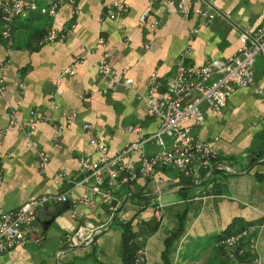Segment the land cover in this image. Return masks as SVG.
I'll use <instances>...</instances> for the list:
<instances>
[{
  "label": "crops",
  "instance_id": "obj_1",
  "mask_svg": "<svg viewBox=\"0 0 264 264\" xmlns=\"http://www.w3.org/2000/svg\"><path fill=\"white\" fill-rule=\"evenodd\" d=\"M30 1L35 7L11 21L10 42L0 36V209L46 192L67 191V200L37 207L26 240L0 252V264L118 263L126 221L143 232V264H163V238L179 224L177 213L182 214V231L171 244L169 264H216L217 235L227 225L248 223L258 226L256 249L264 264V52L255 56L253 84L236 87L220 113L202 104L204 120L188 122L218 151L210 171L200 168L185 175L171 165L158 166L144 180L116 185L111 190L117 210L110 224L119 228L109 224L87 243L69 246L64 239L78 224H98L108 216L96 196L91 204L78 202L84 190L74 183L79 154L94 157L81 124L90 123L109 150L137 137L125 130L128 124L138 126L143 135L153 131L156 119L146 113L142 97L149 72L154 69L166 82L184 49L190 65L232 54L240 44L239 28L253 27L264 17V0H211L218 13L208 24L193 13L185 18L165 0H154L147 12L150 0H122L124 9L113 17L105 12L112 0H74V14L62 2L52 15L41 11L52 0ZM144 14L145 21L155 18L157 24L142 22ZM70 21V33L37 43L36 36L49 26L66 28ZM193 26L198 31L192 34ZM98 58L130 76L133 89L103 92L107 78L94 66ZM69 63L73 72H61ZM12 109L16 124L8 126ZM162 148L146 142L142 151ZM41 150L47 152L43 166ZM123 163L136 168L139 153L130 152ZM210 174V181L202 183ZM158 204L159 221L153 213ZM73 208L76 215H71ZM211 241L216 244L211 246Z\"/></svg>",
  "mask_w": 264,
  "mask_h": 264
},
{
  "label": "built area",
  "instance_id": "obj_2",
  "mask_svg": "<svg viewBox=\"0 0 264 264\" xmlns=\"http://www.w3.org/2000/svg\"><path fill=\"white\" fill-rule=\"evenodd\" d=\"M153 1H149L146 12ZM165 1H172L175 8L185 18L192 13L198 16L203 24H208L218 13L211 0ZM62 2L70 4L72 14L77 12L74 0H52L48 7L41 8V11L52 15ZM34 7L33 1L30 0H0V36L6 42L11 40L12 19L25 14ZM124 7L122 0L107 2L105 4L106 15L113 17ZM144 17L145 14L141 17V21L148 26L154 27L157 24V19L152 18L150 21H145ZM73 24V21H70L66 28L49 26L37 39V43L52 41L70 33ZM239 29L240 44L232 54L225 58L210 57L204 59L199 65H190L185 61L186 50L184 49L177 56L173 73L166 82H162L157 77L154 69L149 72L144 83L145 90L142 97L146 103V113L156 119V127L153 131L143 135L139 133L138 126L128 124L125 130L137 137L119 149L109 150L107 144L92 131L90 123L81 124L94 152V157L79 154L78 178L74 183L82 186L84 190L78 202L88 205L93 203V196H96L106 205L108 216L104 222L98 224H78L75 230L64 236L69 246L89 242L96 233L112 222L117 210V200L111 204V199L114 198L112 187L137 178L144 180L158 166L171 165L185 175H191L200 168L209 171L212 169L214 161L219 157L217 149L210 140L194 133L188 122L201 123L204 120L202 104H207L220 113L226 104L227 97L236 87L254 83L255 56L257 53L264 52V17L253 27H240ZM197 31L198 27L191 28L192 34ZM93 63L96 70L107 78L103 92H111L116 87L133 89L132 78L123 71L113 70L105 58H98ZM3 70H0V92ZM61 72L72 73V63L63 67ZM56 82L57 80L55 84ZM7 116L8 126L15 125L13 109L8 112ZM32 127L33 121L30 119L28 128ZM164 137L168 138V142ZM146 142H153L163 148L147 154L142 151ZM132 151L139 153V165L136 168L132 164L123 163L124 158ZM38 156L39 165L43 166L47 161V152L41 150ZM64 200H67V191L46 192L28 198L14 208L0 209V252L22 244L26 240V235L32 228L37 207L45 203ZM74 203L76 202L74 201L73 205ZM161 207V204H158L153 209L157 221L162 215ZM76 214L77 211L73 208L71 215ZM257 228L256 224L248 223L238 231L223 235L218 239V242L226 249L227 256L235 264H261L260 255L256 249ZM134 239L138 242L142 241L140 234L135 235ZM145 258V246L142 241V244L135 249L134 261L136 264H143Z\"/></svg>",
  "mask_w": 264,
  "mask_h": 264
},
{
  "label": "trees",
  "instance_id": "obj_3",
  "mask_svg": "<svg viewBox=\"0 0 264 264\" xmlns=\"http://www.w3.org/2000/svg\"><path fill=\"white\" fill-rule=\"evenodd\" d=\"M41 34L36 37H40ZM37 38V39H38ZM215 164H213L214 166ZM217 170L216 168L213 169V171ZM204 174V172L202 173V175ZM202 177V176H200ZM212 178V175L210 174L204 181H202V183L208 182L210 181V179ZM177 218H179V224L180 226L177 227L175 230H173L172 232H170L169 234H166L163 238V249L161 250V259L163 261V264H169V258H168V253L171 247V244L174 240L175 237H177V235H179L180 233V229H181V218H182V214L177 213ZM156 224L153 223L149 226V228H153V226H155ZM246 224H242L238 227H234L233 224L231 225H227V227L222 231V233L217 235V249H216V253L219 255V260L216 262V264H235L233 260H231L228 256H227V252L226 249L223 247V245H221L218 242V239L226 234H231L235 231H238L239 229H241L242 227H244ZM137 229H134L132 224L130 223V221H126V222H122V227H121V250H120V261L118 263H100L98 262L97 264H136L134 261V252L135 249L138 245L142 244L141 242H138L137 240L134 239V236L137 234H140L138 232Z\"/></svg>",
  "mask_w": 264,
  "mask_h": 264
},
{
  "label": "rangeland",
  "instance_id": "obj_4",
  "mask_svg": "<svg viewBox=\"0 0 264 264\" xmlns=\"http://www.w3.org/2000/svg\"><path fill=\"white\" fill-rule=\"evenodd\" d=\"M174 192H177V191H174ZM174 192H172V194H175ZM177 193H179V192H177ZM168 194H171V193H168ZM111 225V227L112 228H116V229H118L119 228V225L117 224V223H112V224H110ZM180 226V224H177L172 230H169L168 232H167V234H169L170 232H172L173 230H175L177 227H179ZM182 231V229H180V232ZM138 232V231H137ZM138 233H140V234H142L143 232H138ZM180 234V233H179ZM216 243H215V241H211L210 242V245L211 246H213V245H215ZM216 249H217V247L215 248V251H216ZM218 260H219V257H218Z\"/></svg>",
  "mask_w": 264,
  "mask_h": 264
},
{
  "label": "water",
  "instance_id": "obj_5",
  "mask_svg": "<svg viewBox=\"0 0 264 264\" xmlns=\"http://www.w3.org/2000/svg\"><path fill=\"white\" fill-rule=\"evenodd\" d=\"M115 203V198H112L111 199V204H114ZM151 220L153 221L154 218H151ZM150 222H147L146 224H149ZM145 227V226H144ZM139 231H141L140 229H138Z\"/></svg>",
  "mask_w": 264,
  "mask_h": 264
}]
</instances>
